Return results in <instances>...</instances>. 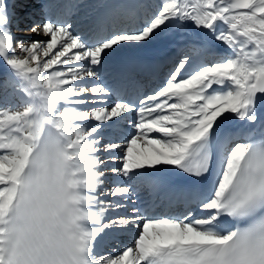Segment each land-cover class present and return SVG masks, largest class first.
I'll list each match as a JSON object with an SVG mask.
<instances>
[{
    "label": "snow or ice",
    "instance_id": "snow-or-ice-1",
    "mask_svg": "<svg viewBox=\"0 0 264 264\" xmlns=\"http://www.w3.org/2000/svg\"><path fill=\"white\" fill-rule=\"evenodd\" d=\"M16 7L0 0L4 85L23 105L0 108V264H31L13 235L49 132L80 162L91 264H264V0H154L82 33L68 5L40 20ZM157 42L179 58L124 55ZM146 63L155 75L137 79ZM109 171L123 181L104 187Z\"/></svg>",
    "mask_w": 264,
    "mask_h": 264
},
{
    "label": "clouds",
    "instance_id": "clouds-1",
    "mask_svg": "<svg viewBox=\"0 0 264 264\" xmlns=\"http://www.w3.org/2000/svg\"><path fill=\"white\" fill-rule=\"evenodd\" d=\"M64 138L49 132L34 145L25 173L26 202L13 239L29 249L31 264H91L81 241L83 185L73 172Z\"/></svg>",
    "mask_w": 264,
    "mask_h": 264
},
{
    "label": "bare ground",
    "instance_id": "bare-ground-1",
    "mask_svg": "<svg viewBox=\"0 0 264 264\" xmlns=\"http://www.w3.org/2000/svg\"><path fill=\"white\" fill-rule=\"evenodd\" d=\"M10 1L13 0H5L6 4L9 7V11H12V7L10 4ZM154 0H29L27 3V6L24 8L19 7L20 4L23 3V0H15V4L17 7L14 9L16 14L20 17H23L26 12L30 11L31 7H34L36 11L39 13H43L42 7L44 4H51L54 7L51 9L53 13L57 11V8L55 6H60L63 8V6L68 5L69 7L67 9H64L69 12H73L74 15H72L71 19L74 24L75 30L78 32H86L89 27L94 23L95 19L98 15L110 11H117V12H124L128 10L131 6L137 5V6H143L147 3H152ZM72 5H78L77 8H72ZM49 11V9L45 8L44 11ZM37 12V13H38ZM41 19V18H40ZM38 19V20H40ZM22 20L21 24L28 23V20H25L23 22ZM31 23V21H30ZM13 31L16 32L15 28H13ZM17 34V33H16ZM25 34V33H23ZM27 35V34H25ZM18 38H22L19 35H17ZM191 37H189L190 39ZM24 40V37L22 38ZM180 44L177 42V47H179ZM217 50L221 52H227L228 49L225 48L223 45H216ZM147 51L142 50L141 52H128L124 55L129 56H143L148 61H152L154 59H165L167 57H175L176 53H178L176 47H169L166 43L157 42L153 45L148 46ZM171 65H165L164 71H166ZM153 71L154 75V69L151 66V63H146L144 66V69L137 71L136 78L144 81H149L152 79L153 76L149 75V72ZM11 75L9 72L5 71L2 66H0V108H3L7 105H12L13 110H22V103H21V94L18 92L13 91L9 87L4 85L5 79ZM238 123V122H236ZM118 166V165H114ZM107 167L110 169L112 166L110 164L107 165ZM107 183L104 187L110 188L116 183V182H122L123 178L118 177L114 174H112L110 171L108 172V175L106 177ZM147 193H144L146 195ZM105 199H109L108 197H105ZM106 215L108 216H115L117 215L116 212L109 211ZM122 243L124 244H131L132 241L128 237H121L120 238ZM96 250L97 252H102L107 246L110 247H117V251H120V246L116 245L115 242H111L110 244L105 245L101 249V243L98 240L96 242ZM102 254H104L102 252Z\"/></svg>",
    "mask_w": 264,
    "mask_h": 264
},
{
    "label": "rangeland",
    "instance_id": "rangeland-1",
    "mask_svg": "<svg viewBox=\"0 0 264 264\" xmlns=\"http://www.w3.org/2000/svg\"><path fill=\"white\" fill-rule=\"evenodd\" d=\"M10 4H11V7H12V5L13 4H15V0H13L12 2L10 1ZM31 11H34L35 12V19L36 20H38V19H42V17H43V13H39L38 11H36L35 9H34V7H31L30 8V11L29 12H31ZM46 11V10H45ZM38 12V13H37ZM23 22H25V20L23 21ZM30 24V20H28V23L26 22L24 25L23 24H21V28H26L28 25ZM77 32H78V30H77ZM17 34L16 35H19L20 37H24L25 39H29V40H46L47 39V37H43V36H36V35H34V34H32V35H25V34H23V32H16ZM144 51H147V49L145 48L144 49ZM179 56H180V53L178 52V53H176V58L178 59L179 58ZM171 67V66H170ZM110 164V166H114V164H112V163H109ZM109 188H110V185H109ZM111 248L112 247H110V246H107L102 252L104 253V254H107V253H109L110 252V250H111Z\"/></svg>",
    "mask_w": 264,
    "mask_h": 264
}]
</instances>
